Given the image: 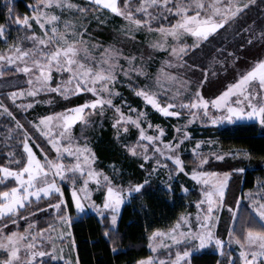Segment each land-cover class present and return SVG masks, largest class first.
<instances>
[{
  "label": "snow or ice",
  "instance_id": "1",
  "mask_svg": "<svg viewBox=\"0 0 264 264\" xmlns=\"http://www.w3.org/2000/svg\"><path fill=\"white\" fill-rule=\"evenodd\" d=\"M254 0H85L83 4L74 0H36L34 4L26 5L31 14H20L15 9L14 0H6V23H0V38L8 42L9 27L15 24L23 30L13 42L7 43V48L0 53V77L5 75L7 65L15 67L17 73L25 74L27 89L16 87L7 92L15 107L30 109L33 103L16 104L18 98H35L39 93H57L65 100L77 94H91V99L76 104L62 111L40 115L36 120L28 123L42 137L47 138L55 157L48 153L39 144L43 160L38 158L30 141L33 135L16 118L9 107L0 100V114L6 115L14 122V129L22 132L23 151L19 158L13 152L7 155L10 158L8 165L0 163V264H52L62 260L64 264H80L79 256L75 261L66 259L63 249H57L53 237L57 233L56 222L71 227L72 217L68 215V204L64 200V192L57 182L73 177L71 185L72 203L76 211L84 212L87 207L95 209L104 220L105 210H110V223L104 228L103 235L113 245L118 237L116 229L117 216L121 205L132 193H142L149 185V177L155 175L159 168H168L161 158L171 161L176 172H183L201 185V199L195 202L197 214L196 224L193 226L182 214L180 218L167 230L155 229L148 236V247L154 255L138 259L135 264H193V255L208 245H214L221 258L227 264H237L231 252L224 248L225 240L216 234V222L219 216L214 213L227 207L230 214L228 225V242L239 246L240 264H264V178L257 179V191L241 192L235 196L232 204L225 205L226 192L233 174H243L244 167L232 168L229 171L203 170L210 164V157L215 161H223L226 156L232 158H250L251 153L243 148L230 149L227 152L211 151L207 154L199 151L204 141L197 140L191 149L196 163L190 171H185L186 165L181 159L179 149L190 133L173 136L171 140L162 139L164 128L153 126L147 119V114L140 109L129 107V114L122 111V106L114 104L113 97L121 95L114 85L118 78L128 81L126 86L134 89L135 95L142 97L147 105L164 115L180 117L179 110H190L189 119L183 126H173L176 133L186 128L202 112L203 118L212 125L224 121L232 122L235 119L255 118L264 126V57L255 59L251 66L242 71L233 83L227 84L222 91L205 98L203 89L210 87L213 78L217 76L210 69L216 63V53L227 52L233 65L243 59L236 51H228L229 35L233 42L241 33H249L252 25L241 24L246 10ZM68 12L66 18L51 11ZM102 9L110 11L122 18L124 23L113 30L109 42L99 41L88 32L91 19L100 24L97 12ZM79 14L71 16L72 12ZM33 22L40 30L33 28ZM254 23V22H253ZM239 31H236V29ZM143 34L145 39H137ZM223 34V35H222ZM87 37V38H86ZM221 37L224 40L212 59L204 67L200 58L204 56V46L211 45L212 38ZM259 39L264 48V29L256 37L247 36L244 43L239 45L240 50L251 45L253 40ZM191 40V43L188 41ZM30 46L25 47L24 43ZM132 44H144L151 51L145 55L144 49H133ZM160 51L165 57L160 60L155 73L150 71L155 59L153 53ZM223 64L224 61H219ZM190 74L185 79V74ZM55 76V84L53 80ZM66 76V78H61ZM138 78H143L140 84ZM171 88L177 86L169 98L175 100L189 93L188 100H181L179 105L174 103L161 104L159 94L165 92V85ZM135 85V87H134ZM15 87V86H13ZM51 104V100L43 101ZM114 110L112 128L114 140L120 148L133 157L144 161L138 167L145 172V178L133 183L128 181L127 186L114 183L113 177L103 169L94 167L96 153L89 146V138L84 135L85 128L93 125L92 116L98 111L104 115L105 107ZM213 111L218 114H212ZM80 122V137L84 143L77 142L72 128ZM147 125L145 128L143 125ZM130 127L137 131L134 143H124L121 134L127 135ZM155 128L157 134L149 135L147 129ZM8 128L11 134L14 130ZM34 143V141H33ZM214 145L213 140L206 141ZM65 154L73 158L71 163H64ZM150 162L151 168L146 169L145 163ZM116 175L120 174L115 162L109 165ZM83 177L79 188L76 185V174ZM86 174V175H85ZM13 183L9 187L7 183ZM95 182L97 190L104 189L102 205L92 200V190L89 182ZM183 192L188 189L181 185ZM167 190L171 192L169 184ZM128 194V195H126ZM56 196L54 203L40 202L45 198ZM207 205L206 211L203 206ZM31 209V210H29ZM55 210L56 218L48 223L46 228L36 229L37 213L44 214ZM23 213V214H21ZM63 213V214H61ZM190 215V214H189ZM7 220V223L4 221ZM19 220L28 223L23 231L18 230ZM12 225L9 230L8 225ZM237 232L240 235H237ZM68 236L71 235L69 231ZM61 231L59 237H64ZM167 238L170 244L163 243ZM52 241L48 247L47 242ZM184 245L183 250H179ZM73 249L75 243L73 241ZM170 249L176 247L173 255L168 251L165 256L155 255L159 248ZM112 251H117L113 246ZM59 252V254H58ZM48 258V259H46ZM215 264H221L216 260Z\"/></svg>",
  "mask_w": 264,
  "mask_h": 264
},
{
  "label": "rangeland",
  "instance_id": "2",
  "mask_svg": "<svg viewBox=\"0 0 264 264\" xmlns=\"http://www.w3.org/2000/svg\"><path fill=\"white\" fill-rule=\"evenodd\" d=\"M74 2L83 4L85 0L84 2H81V0H74ZM51 11L55 12L58 15H61L62 19L66 18L69 15L68 12H60L57 9H51ZM28 14L29 15L31 14V9H29ZM78 15L79 14L75 13L74 11L71 13V16L73 17L78 16ZM97 15L99 16L100 21H104L106 19V23L100 24L96 19L92 18V13H89V18L91 19V23L89 24L88 32L91 34L92 37L97 38L99 41L109 42L112 39L113 30L118 28L119 25L124 23V21L122 20V18H120L119 16H116L115 14L110 13V11L106 9L100 10L99 12H97ZM241 24L242 25L243 24L252 25V30L249 33H241L239 37L235 38L234 42H233V36L231 34L229 35V43L227 44L228 51H236L237 55H240L243 57V59L236 61L234 65L231 62V57L227 56V52L216 53V48H219L222 44H224V40L221 37L212 38V43L215 45V47H212L211 45H207V44L204 46V56L200 58L201 65L206 67L208 62L212 59V56L214 53H216L215 58L217 61L216 63L213 64V67L210 69V72L215 71L217 73V76L213 78V82L210 87H206L202 90L203 94L205 95V98H208L214 93H218V91H222L223 88L227 86V84L233 83L235 79H238V75L241 74L242 71L247 70L255 59L264 57V48L260 46L261 42L259 41V39L254 38L253 43L251 45H246L245 48L242 50H240L239 48V45L241 43H244L245 37L247 36L256 37L259 31L261 29H264V0H254V2L246 10V15L243 17ZM33 28L39 33L40 30L38 29V27L35 25L34 22H33ZM236 31H239V29L237 28ZM10 33L12 34V38L8 40L7 43L13 42V39L16 36L22 35L23 30L20 29V31L16 30ZM137 39L140 41H143L145 37L143 34H138ZM7 43H3L2 48H0V53H2L5 48H7ZM188 43H191V40H189ZM24 46L28 47L30 46V43L25 42ZM131 47L133 49L143 48L145 55H147L149 51H151L144 44H139V45L132 44ZM153 55L155 59L153 61V66L150 68V71L155 73L156 69L159 67L160 60H162L166 54L160 51H155ZM222 60L224 61V63L223 64L219 63V61H222ZM4 71H5V75L3 77H0V100H3V102L9 107V109L16 116V118L20 120L22 124H24V127L28 129L30 133H32L34 143L33 141H30V144H32L33 150L36 152L38 158L43 160V154L40 152L39 148L35 147V144H39L40 147L44 149V152L48 153L49 157H55V151L51 150V145L47 143V138L42 137L34 128L31 127V125L28 122L36 120L40 115H46L51 112L62 111L63 109L70 108L72 106L64 105L63 101H65V99L57 93H39L35 98L26 96L24 98H18L15 102L16 104H21V103L27 104V103H33V101H35L33 103L32 108L21 109V108L15 107L11 99H9L6 94L7 92L14 91L16 87H22V88L27 89L28 85L26 81L28 77L25 74L17 73L15 71V67L11 65H7L4 68ZM189 75L190 74L186 73L185 79H188ZM61 78L62 79L66 78V76L61 77ZM138 80L140 84L144 83L143 78H138ZM127 83L128 81H125L123 77L118 78L114 87L116 91L121 93V95L118 97H113V102L114 104H117V105H120L122 101H126V104L122 106V111H124L126 115L129 114L128 112L129 107L143 110L147 114V119L151 122L153 126L160 125L161 127L164 128L165 132H164L162 139L165 141L171 140L173 136L182 135L184 132H188L191 134L190 137H186L184 139L179 149V154L181 156V159L184 161L186 165L185 171H190L191 168L196 163L191 149L195 146L197 140L205 142L201 144V147L199 149L201 153L207 154L211 151H218V150L223 151V152L228 151V150L223 149L220 146L217 139H214L211 137H203L201 135L203 134L204 129L206 127L222 128L228 125L235 124L237 122H256L259 124L258 120L255 118H252V119L243 118V119H235L232 122L224 121L217 125H212L208 123L206 119L203 118V115L201 112L198 115V118L195 119L191 124H188L186 128L182 127L181 133L178 134L176 133L173 126H183L186 123V121L189 119V116L191 114L190 110L179 109V108L170 109V111L179 110L181 112V115L179 118L164 115L158 110L153 109L151 105H147L144 102L142 97L135 95L134 89L128 88L126 86ZM54 84H55V76L53 80V86ZM176 87L177 86L173 85L171 88H169L167 84L165 85L166 91L161 92L159 94V100L162 105L166 103H174L176 105H179L182 99L188 100L190 98L189 93H184L183 97L181 98H176L175 100L169 99L173 95V92L176 90ZM78 95L83 96V102L85 99L94 98L92 97L90 93L89 94L81 93V94L69 96L68 99L78 96ZM136 98H138V100ZM45 100H51L52 103L45 104L43 103V101ZM155 113L158 114L159 116L166 118L167 123H161V122L155 121V117L153 115ZM212 114H218V113H215L213 111ZM3 116H6V115L0 114V117H3ZM113 116H114V110L111 108H108L107 106L105 107L103 116H101L99 112L97 111L96 114L92 116V121H93L92 127L85 128L84 135L89 138V146L92 147L96 153L97 159L94 163V167L97 169H103L106 173L112 176L114 183L123 184L124 186H127L128 181H132L133 183H136V182L142 181L145 178L144 170L138 167V165L140 163H144V161H142V159L138 157H133L130 154L126 153L122 148L119 147L117 142L114 140L113 138L114 129L112 128ZM9 119L11 120V118ZM143 126L147 128L146 124ZM81 127H82L81 123L77 122L75 125H73L72 132H73V135L78 138L77 142L80 144H83L84 140L83 138L80 137ZM260 127L262 131H264V126L260 125ZM8 128L14 129L13 121L11 125L6 126L5 143L7 144V146L10 147L8 153L13 152L15 154L14 157H12V159H16L18 157L16 155V149L14 147H16V145L18 144L22 146V138H23L22 132L20 130L14 129L13 132L9 134L7 131ZM104 131L105 132L109 131V134H110L109 143H110L111 149H115L117 152L114 156H112L109 159L101 158L97 152L99 138L101 137V134ZM147 131L149 135L157 134L154 127L152 129H147ZM137 134H138L137 131L134 128L130 127V131L127 135L123 133L121 134V139L124 143H134L136 140ZM208 140H213L216 143L214 145L208 144L206 143V141ZM22 151H23V146H22ZM65 157H66V154H65ZM229 158L233 160L236 159V158L226 156L223 161H215L213 158L210 157V164L204 166L203 170L225 171V170L215 169V168H219L222 165H225L223 163H225L226 160ZM72 159L73 158L66 157L64 160V163H71ZM161 160L163 163L168 164V168H159L155 175H152L151 177H149V183L154 182L159 187L165 190H167V186L169 184L171 185L172 189L175 188V186L181 189V185L187 188L188 189L187 193L183 192L182 189H181V192L189 197L188 201H189L190 209L187 210L185 213H183V215L189 220V222L193 226H195L196 224L195 216L198 211L196 208L195 202L201 199V185L197 184L194 180L190 178V176L185 175L183 172H176L174 165L171 161L165 160L164 158H161ZM113 162H115V165L117 166V168L120 169L119 175H116L113 172V170L109 167V165L112 164ZM145 168L150 169L151 163L150 162L145 163ZM235 175L236 174H233L231 179L234 178ZM75 179H76L75 186L79 188L82 184L83 177H81L80 174L77 173ZM72 180H73V177L71 176H69L67 180H60L59 178H57V182L60 184L64 192V200L67 202V204H68V199H67L68 194L66 193V188L68 189L70 196H71ZM88 186L92 190V200L95 201L96 204L102 205L103 198H104V189L101 188L97 190L95 182H92V181L89 182ZM193 191L197 192L198 195L197 196L194 195ZM247 191L256 192L257 186L253 189L244 190L243 192H247ZM136 194L137 193H132L131 195L126 194L128 195V198L124 201V203L120 207V211L117 216V222H118L119 215H120V212L123 206L126 203H128ZM55 200H56V196H52L51 198H45L44 201L40 202V206L43 207L45 202L54 203ZM227 204L229 203H227L225 199V205ZM206 208H207V205L205 204L203 206V210L206 211ZM67 212H68V215L70 216L69 207L67 208ZM76 213L77 214L94 213L99 217V219H101V217L96 213L95 209L91 207H87L84 210V212L78 213L76 211ZM214 214L219 216V220L216 222V225H217L215 229L216 234L225 240V244H224L225 250L230 251L233 259L236 260L237 264H240V261L238 259L239 246L235 244L234 242L233 243L228 242L227 228L230 223V214L227 211V207L220 209ZM105 216L110 218L111 216L110 210H105L104 217ZM55 218H56L55 210L47 211L44 214L37 213L35 216V219L37 220V226H36V229L34 230H38L39 229L38 226L43 222H46L45 227H43V228H46L48 223H52L55 220ZM222 222L223 224H221ZM4 223H7V220H5ZM27 223L28 221L26 220H19L16 227L18 228V230L23 231ZM56 226H57V233L53 237V241L55 242L57 249L58 250L63 249V255L65 256V258L66 259L70 258L71 260L75 261L77 256H76L75 248L73 249L72 247L73 238H72L71 227L68 228L67 226L59 223L58 221L56 222ZM8 227H9V230H12V225L9 224ZM170 227L166 229H161V230L167 231ZM61 231L65 233L64 237H59V233ZM69 231L71 232L70 236L67 235ZM237 235H240V234L237 233ZM161 239L163 243H168V244L171 243L170 240H168L167 238H159V237L157 238V240H161ZM51 243L52 241L47 242L48 247L51 246ZM183 247L184 245H181L179 250H183ZM206 249H213L216 252H218L214 245H208L205 249H201L199 252L206 250ZM176 250H177L176 247H171L170 249H164L161 247L158 249V252L155 255L165 256L168 251H171L172 254L174 255ZM149 251H150L149 255H154L150 249ZM147 256H144V257H147ZM221 261H222L221 264H227L226 257L221 258ZM52 264H64V262L62 260H57V261H53Z\"/></svg>",
  "mask_w": 264,
  "mask_h": 264
},
{
  "label": "trees",
  "instance_id": "3",
  "mask_svg": "<svg viewBox=\"0 0 264 264\" xmlns=\"http://www.w3.org/2000/svg\"><path fill=\"white\" fill-rule=\"evenodd\" d=\"M35 2L36 0H14L15 9L20 14L28 13L29 8L26 5ZM6 8V0H0V23H6ZM16 30L20 31L15 24H11L8 40L12 38L10 32ZM3 43L5 41L0 38V48ZM136 99L138 100V98ZM63 103L67 106L83 103V96L72 97ZM153 115L155 121L167 123L166 118L156 113ZM11 124L12 121L7 116L0 117V163L6 166L10 147L5 143V129L7 125ZM201 135L217 139L225 150L243 148L251 153L248 159L239 157L233 160L229 158L223 163L225 165L215 168L225 171L237 167L245 168L243 174H236L230 180L226 192L227 203L232 204L235 196L240 195L244 190L255 188L257 179L264 178V131L258 123L237 122L222 128L206 127ZM109 142V131H104L97 146V152L101 158L109 159L117 153L115 149H111ZM14 148L19 158L22 146L18 144ZM5 183L9 187L13 186V183ZM66 193L72 217V238L75 243L76 256L80 258V264H135L138 259L149 255L147 238L151 232L155 229H166L172 226L183 213L190 209L189 197L183 194L179 187L175 186L169 192L151 182L142 190V193H137L123 206L116 227L118 237L113 245L103 235L104 228L110 223V218L105 216L101 222V219L94 213L77 214L67 188ZM193 194L198 195L195 191ZM45 225L46 222H43L38 228H43ZM113 246L117 251H112ZM192 259L193 264H215L216 260H221L219 253L213 249L195 253Z\"/></svg>",
  "mask_w": 264,
  "mask_h": 264
}]
</instances>
